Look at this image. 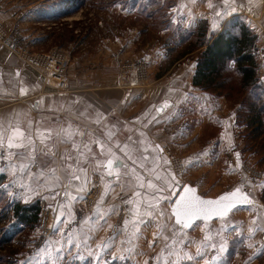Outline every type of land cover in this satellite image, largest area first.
<instances>
[{"label":"crops","instance_id":"obj_1","mask_svg":"<svg viewBox=\"0 0 264 264\" xmlns=\"http://www.w3.org/2000/svg\"><path fill=\"white\" fill-rule=\"evenodd\" d=\"M168 7L171 24L168 27L176 28V31L156 51V57L150 56V64L148 59L142 60L148 69L135 71L126 80L117 76L110 77L109 81L91 74L83 79L85 84H81L75 76L78 74L72 72L66 89L58 91L47 85L19 55L0 43V132L4 144L0 152L17 166L14 171L7 163H0L5 169L0 172V187L10 203L28 205L42 200L50 204L55 210L54 224L62 212L64 219L56 224V228L66 235L61 237L56 232V240L70 235L79 244L80 252L92 255L126 253L131 257L134 255V261L139 264L147 259L151 260L150 264H167L172 254H176L175 260L184 258L183 253L196 256L199 244L210 232L218 245L216 254L220 256L214 264H223L226 251L220 253L219 244L226 237L228 246V238L232 236L230 230L248 227L240 231L246 235L245 246L258 239L259 231L249 232L252 229L249 221L246 220L244 226L239 223L242 214L248 216L243 212L245 209L229 213V221L225 218L221 223L213 219L206 225L202 221L186 230L183 236L174 235L179 226L175 224L169 205L182 182L195 185L198 192L205 195L204 182L187 181L180 174L194 166L206 169L210 163L215 165L225 149L236 157L241 156L233 142L231 127L218 129L217 135L203 145L198 144L207 124L218 121L222 125L227 116L225 118L220 98L192 85L195 61L186 56L190 47L180 46L190 43L187 38L201 22L211 34V31L218 32L229 17L244 15L257 34L258 74L264 84V0H170ZM168 59L173 62L159 74L158 66ZM160 108L163 111H157ZM17 129L24 133V147L13 148L12 152L22 153V156L9 155L6 147L10 137L19 142L14 135ZM165 146L171 148L169 152L173 159L163 150ZM175 154L184 156L182 168L176 167ZM109 160L118 161L111 176L105 167ZM165 160L170 163L165 164ZM190 161L194 163L190 164ZM22 164L29 165L23 172L19 171ZM229 170L238 176L236 166ZM76 176H79L78 180L74 178ZM93 177L100 179L102 192L94 209L77 217L83 192L91 185ZM148 182L153 187L149 188ZM233 188L244 191L234 185L227 190ZM153 197L161 199L158 206ZM121 199L126 205L118 203ZM150 201L154 205L151 208L148 207ZM253 201L251 204L256 205ZM261 218L264 221V211ZM125 220L130 221L128 225L124 224ZM133 220L143 222L134 225ZM113 223L118 226L117 231L111 233L109 226ZM9 228H13L12 233L31 235L25 224L18 221L9 224ZM141 229L149 230L150 236L158 235L159 238L154 246L150 244L146 249L152 254H141L139 258L144 249L137 236L146 233ZM177 240L192 243L182 247L174 243ZM30 243L28 240L31 252L27 254L38 261L44 259L47 251L38 256L37 250L42 246L48 250L47 244ZM103 244L108 247L101 248ZM111 244L116 247H110ZM252 247L253 244L247 246L246 251H251ZM263 250L264 246L258 251ZM256 251L250 253L247 260L256 259ZM211 255L207 253L209 258ZM25 258L28 257L23 254L18 263ZM194 260L197 264H205L200 257Z\"/></svg>","mask_w":264,"mask_h":264},{"label":"rangeland","instance_id":"obj_2","mask_svg":"<svg viewBox=\"0 0 264 264\" xmlns=\"http://www.w3.org/2000/svg\"><path fill=\"white\" fill-rule=\"evenodd\" d=\"M139 1L147 4V6H156L157 1L162 2V0H154V2H152L153 0ZM135 4L134 0H0V24L6 31L9 40L11 38L17 41V48L9 49L19 55L23 61L21 54L24 51L41 58H43L44 54L52 52L59 54L66 63L65 75L67 81L68 76L72 72L78 74L75 76L78 80L77 82L81 84H85L83 79H86L87 75L91 74L97 77H104V79L109 81L110 77L116 78L117 76L122 80H126L135 71L139 72L148 69L147 65L140 64L141 60L144 58L148 59L150 64V56L154 55L156 57V51L162 48L161 46L167 42L168 37L176 31V28L172 29L170 27L169 29L167 27L165 29L163 27L162 19L166 17L165 10L162 14H158L157 19L153 20L141 8L135 9L133 7ZM199 29L207 30L206 38L209 40V30L205 27H199ZM199 29L196 33L189 35L186 40L190 42L188 45L185 43V45L180 46L190 47V53L186 56L194 61L200 49H202V47L198 48V41L202 39ZM213 32L215 31H211V33ZM172 62L171 59L165 60L158 66V73H162L163 68ZM27 65L35 70L47 85L54 86V81L49 80L47 77L45 78L44 70ZM224 75L227 79H225V89L223 91L227 92H219V94L214 91L206 92L221 99L222 110L223 113H226L224 116L225 118L227 116V119L222 120V125H219L218 121L207 124L202 130V138L198 144L203 145L209 138H213L214 135L218 134V129L225 126L228 129L231 127L232 130L230 129V131L232 132L230 133L232 134L233 142L240 150L241 156L236 157L232 155V152L225 149L222 157L219 158L215 165L210 163V167L205 166L206 169L198 166L195 168L194 166L182 172L180 176L187 181L192 179L193 181L204 182L203 193L205 195L208 193L214 196L222 190L231 188L233 185L240 187L256 201V205L250 203L245 206H239L230 213L245 209L243 212L248 213V216L242 214L240 216L242 220L239 223L244 226L247 220L251 223L252 229H264V221L261 218V213L264 211V125L258 126L256 124L254 129H252L251 126H245L242 118H235L234 112L237 111L240 102L244 104L249 100V89L238 85V75L235 71L227 70ZM67 81L64 90L67 87ZM262 85L264 86L263 83ZM244 106L246 107L247 105ZM236 139H238L237 142ZM168 149L171 151V148ZM169 154L171 153L169 152ZM174 157L176 167L182 168V162L185 161L184 156L175 154ZM242 164L245 167L244 171L241 170ZM233 166H236L239 170L237 177L229 170ZM247 170L250 172L248 173ZM248 175L252 178H249ZM90 184L83 192L81 207L76 211L77 217L81 216V213L91 212L102 192L98 177H93ZM94 188L99 189L97 194L89 197L90 192ZM2 200L4 201L5 199L3 198ZM3 201L0 202V264H20L18 263L19 258L23 254L24 257H30L29 259L25 258L22 261L23 264L26 262L30 264V260L31 264H50V261L52 264H96V257L100 258L99 264H105V262L107 264H139V261H134V255H132L133 258L126 253L116 254V252L92 255V253L80 252L78 251L79 248L76 247L69 250L68 246H64L63 259L52 250L51 256L46 253L44 259L38 261L36 257L29 255L31 251L28 240L31 243L34 241V245L44 244L48 240L41 241L40 239V220L38 219L34 224L25 225L26 231H30L31 235L24 236L23 232L17 234L16 229L14 230L16 232L12 233L13 228L10 229L9 224L13 225V222L17 220L14 217L12 219V213L8 211V204L3 203ZM118 203L123 204V206L126 205L124 199H121ZM40 204L43 205V208L44 206L49 208L51 220L54 224V207L39 200V209H41ZM39 217L40 212L38 211ZM228 217H226L225 221H229ZM254 220L255 223H253ZM221 221L217 219L216 222ZM196 223H202V221H196ZM117 226L118 223H113L110 227V232L114 233L117 231ZM230 226L231 223L228 227ZM246 228L248 227L238 231L230 230L232 236L228 238L230 240L223 264H252V262L253 264H261L264 262V257H261L262 254L264 256V250L258 251L264 246V231H255L258 232V239L255 242H251V245H254L252 250L246 251L247 246H249L248 244L245 246L243 243L246 235L244 232H240L244 229L247 230ZM141 230L146 233L141 237L137 236V239L141 240V246L144 249L140 251L139 258L141 254H150L151 252L146 249H148L150 244L151 247L154 246V242L159 238L158 235L150 236L147 233L149 230ZM33 231L34 234H32ZM54 232L52 238L56 240L58 235L55 229ZM136 242L138 241L136 240ZM110 247H116V245L111 244ZM47 249H49L48 244ZM255 251L256 259L247 260L250 253ZM32 252L34 253V251ZM114 256L123 257V259L113 260ZM80 257L83 258L81 259ZM150 262L151 260L147 259L145 261L142 260L140 264H150ZM176 264L197 263L195 260L189 261L181 258L176 260Z\"/></svg>","mask_w":264,"mask_h":264},{"label":"trees","instance_id":"obj_3","mask_svg":"<svg viewBox=\"0 0 264 264\" xmlns=\"http://www.w3.org/2000/svg\"><path fill=\"white\" fill-rule=\"evenodd\" d=\"M134 2H136L133 6L135 9L141 8L153 20L165 10L163 27L167 29L171 25L168 13L169 1H157L156 6H147L139 0ZM199 27L206 28L205 23L201 22L200 26L191 33H196ZM199 31L202 39L198 41V48L202 47V49L195 59L192 85L203 91H214L218 94L227 92L223 91L227 79L224 72L235 71L238 75V85L249 89V100L244 104L240 102L237 111L234 112L235 118H242L245 126H251L252 129L256 124L264 125V86L258 74L260 60L256 46L257 35L248 25L246 17L244 15L229 17L218 32L210 34L209 40L206 38L207 30L199 29ZM2 201L8 204V211L11 210L18 222L30 225L38 221L39 207L36 202L28 205L10 203L5 197L4 189L0 187V202Z\"/></svg>","mask_w":264,"mask_h":264},{"label":"snow or ice","instance_id":"obj_4","mask_svg":"<svg viewBox=\"0 0 264 264\" xmlns=\"http://www.w3.org/2000/svg\"><path fill=\"white\" fill-rule=\"evenodd\" d=\"M225 2H227V0H225ZM217 15H219V13H217ZM22 94H24L23 90H22ZM157 111H163V108L157 109ZM38 134L39 135H50V133H38ZM14 135H15V139L18 140L19 142H14L13 138L10 137L6 145L8 153L9 155L22 156L23 155L22 153H13L12 149L24 147V144H23L24 133L22 130L17 129ZM0 147H4L2 132H0ZM100 147L102 148L103 146L100 145ZM157 148H159V146H157ZM0 163H7L9 167H11L14 171L17 168L16 165L11 164V162L6 159L3 152H0ZM117 163L118 161L116 160H109L107 162V165L105 167H106V170L108 171L109 176L112 175V169L116 167ZM169 163L170 161L165 160V164H169ZM189 163L191 164L194 162L190 161ZM28 167L29 165L22 164L19 167V171L23 172L24 169ZM0 172H5V169L3 167H0ZM74 178L78 180L79 176H76ZM157 179H159V176L157 177ZM140 186H143V185L141 184ZM148 187L149 188L153 187L151 182H148ZM157 191H160V190L157 189ZM239 193H240V189H236L231 193H227L225 195L220 196L216 200H204V199H201L199 196L195 195L194 189H192L189 186H185L184 195H181L172 207V215L175 217V224L179 226L178 229L174 231V235L179 234L183 236L186 230L197 226L196 221H203L206 225L208 222H210L213 219H220V220L225 219L227 215L233 209L238 207L236 200L234 198H236ZM152 199L155 201V205L157 206L161 202V199L159 197H153ZM240 199L244 202H247L246 196H241ZM27 202L28 201L25 200V203ZM153 206H154L153 203L150 201L148 204V207L151 208ZM160 215L162 216L163 213H160ZM63 219H64L63 213L61 212L60 216L57 217L56 224L61 223ZM129 222L130 221L125 220L124 224L128 225ZM142 222L143 221H139V220L131 221V223H133L134 225L142 223ZM253 223H255V220L253 221ZM56 224H53L51 227L56 230L58 235H60L61 237H64L66 234L62 232L60 229L56 228ZM109 227H111V225ZM138 231L139 229H137V232ZM255 231H264V229H249V232L251 234H254ZM216 235H220V233H217ZM45 243L49 245V249L45 250L42 246L40 249L37 250L38 256L40 255V253H43L45 251H47V254L51 256L52 250H54L56 255L60 256V258L63 259L65 245L68 246L69 250H71L72 247L79 248V244H76L70 235L67 236L66 239H62V240H55L52 237H49L48 240L45 241ZM174 243L180 244L182 247H185V246L190 245L192 242L185 241V240H177ZM251 246L252 245H249V247ZM100 247L107 248L108 245L103 244ZM217 248H218V245L215 242V239L212 236V234L209 232V234L205 235L204 240L199 244V247L197 248L196 256H193L190 253H183V256L185 259L189 261L196 259V257H200L201 259L205 260V264H214V261L220 259V256L216 254ZM226 250H227V241L225 237V239L222 240L219 244V252L223 253ZM207 253H212L210 258L207 256ZM175 255L176 254L171 255V258L169 259L167 264H176ZM80 258L82 259L83 257H80ZM99 259H100L99 257H96V264H99ZM116 259H123V257L114 256L113 260H116ZM41 261H42V258H41ZM30 264H31V260H30ZM50 264H52L51 261H50ZM105 264H107V262H105Z\"/></svg>","mask_w":264,"mask_h":264},{"label":"built area","instance_id":"obj_5","mask_svg":"<svg viewBox=\"0 0 264 264\" xmlns=\"http://www.w3.org/2000/svg\"><path fill=\"white\" fill-rule=\"evenodd\" d=\"M17 41L13 40L6 34V31L3 29L2 25L0 24V43H3L4 45L8 46L12 50L16 47ZM24 61L29 64L31 67L34 68H40L42 71L44 70L45 78L53 79L55 84H53L56 90L63 91L66 86V75H65V69H66V63L61 59V56L55 53H48L44 54L43 58L40 56H36L35 54H32L30 52L24 51V53L21 54ZM140 64H144V62L141 60ZM43 74V73H42ZM169 147L165 146L163 147V150L168 153ZM171 159H173L172 154H168ZM244 171L245 167L242 164L241 167ZM249 173L250 171L247 170ZM249 176V175H248ZM251 176H249L250 178ZM252 178V177H251ZM99 189L94 188L89 194V197H92L97 194ZM41 205V204H40ZM93 206V205H92ZM40 217L38 218L41 222V233H40V239L41 241H44L48 239L49 237H53L54 235V229L51 227L53 225L51 220V215L49 212V208L45 207L43 208V205H41V209H39ZM46 213V215H45ZM45 216V220H44Z\"/></svg>","mask_w":264,"mask_h":264},{"label":"water","instance_id":"obj_6","mask_svg":"<svg viewBox=\"0 0 264 264\" xmlns=\"http://www.w3.org/2000/svg\"><path fill=\"white\" fill-rule=\"evenodd\" d=\"M185 186H189L192 189H194L195 195L199 196L201 199H204V200H216V199H218L222 195H225L227 193H231L234 190L239 189V188H233L231 190L222 191V192H220V193H218V194H216L214 196H208V195H203V194L199 193L198 190H197V187L195 185H192L189 182H184L180 186V188L177 190L175 196L173 197V199H172V201H171V203L169 205L170 213L171 214H172V207L175 204V202L179 199V197L181 195H184V188H185ZM241 196H246L247 197V202L242 201L240 199ZM234 199L236 200V203H237L238 207L239 206H245L247 204H250V203H253L254 202L253 199L245 191H241V190H240V193L238 194V196L236 198H234ZM173 219L175 221V217L174 216H173Z\"/></svg>","mask_w":264,"mask_h":264},{"label":"bare ground","instance_id":"obj_7","mask_svg":"<svg viewBox=\"0 0 264 264\" xmlns=\"http://www.w3.org/2000/svg\"><path fill=\"white\" fill-rule=\"evenodd\" d=\"M54 79V78H53ZM53 79H51V80H53ZM54 81V80H53Z\"/></svg>","mask_w":264,"mask_h":264}]
</instances>
